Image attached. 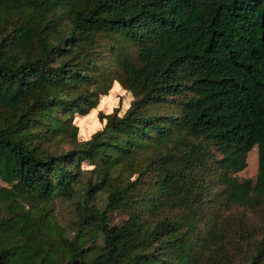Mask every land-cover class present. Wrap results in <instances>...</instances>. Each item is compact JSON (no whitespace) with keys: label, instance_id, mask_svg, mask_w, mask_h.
<instances>
[{"label":"trees","instance_id":"1","mask_svg":"<svg viewBox=\"0 0 264 264\" xmlns=\"http://www.w3.org/2000/svg\"><path fill=\"white\" fill-rule=\"evenodd\" d=\"M260 210L264 0H0V264H264Z\"/></svg>","mask_w":264,"mask_h":264},{"label":"rangeland","instance_id":"2","mask_svg":"<svg viewBox=\"0 0 264 264\" xmlns=\"http://www.w3.org/2000/svg\"><path fill=\"white\" fill-rule=\"evenodd\" d=\"M132 100V94L128 90H126L119 83L114 84V87L110 90L109 95L101 101V104L93 110H91L86 115H76L75 121L79 126V138L80 139H88L90 138L96 131L101 130L105 125V120L102 119L101 112L105 115L112 113L115 108H122L123 111L128 106L129 101ZM123 113V112H122ZM258 149L255 147L248 154V165L247 167L237 173V175L241 179H256L258 174ZM84 169L92 168L88 164L83 165ZM89 175V174H88ZM87 175V176H88ZM101 196H105V194L101 193ZM103 202V200H101ZM58 214L62 221L68 222L72 219L73 206L71 202L60 201L58 204ZM248 217L250 218L249 224L251 221H254L251 224V228L257 232L261 233L264 231V210H260L258 212H246ZM126 213L116 212L112 214V220L115 223L121 222L124 218H126ZM260 237V236H259Z\"/></svg>","mask_w":264,"mask_h":264}]
</instances>
